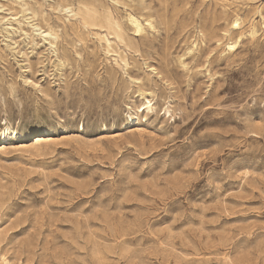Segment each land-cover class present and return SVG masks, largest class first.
Here are the masks:
<instances>
[{"label":"rangeland","instance_id":"rangeland-1","mask_svg":"<svg viewBox=\"0 0 264 264\" xmlns=\"http://www.w3.org/2000/svg\"><path fill=\"white\" fill-rule=\"evenodd\" d=\"M0 144V264H264V0H0Z\"/></svg>","mask_w":264,"mask_h":264},{"label":"bare ground","instance_id":"bare-ground-1","mask_svg":"<svg viewBox=\"0 0 264 264\" xmlns=\"http://www.w3.org/2000/svg\"><path fill=\"white\" fill-rule=\"evenodd\" d=\"M131 21H132V23L134 24V26H135V28L138 30V31H140L141 29H142V25H141V23H140V21L138 20V19H136V18H132L131 19ZM234 24L236 25V26H238L239 25V19H235L234 20ZM146 99V98H145ZM147 104L148 105H150L151 104V100L150 99H147ZM146 104V105H147ZM8 133V132H11V128L10 127H6L5 128V130H4V133ZM15 132V130H13V133ZM17 133V132H16ZM49 139H51L50 137L48 138V137H44V136H36L35 137V141H34V143L35 144H42L43 142H48V140ZM47 144V143H46ZM36 145V146H37ZM44 145V144H43ZM7 146H9V145H6V144H0V150H2L3 151V149L5 150V148H7ZM0 233H1V229H0Z\"/></svg>","mask_w":264,"mask_h":264}]
</instances>
